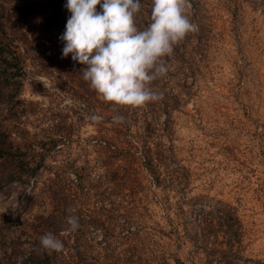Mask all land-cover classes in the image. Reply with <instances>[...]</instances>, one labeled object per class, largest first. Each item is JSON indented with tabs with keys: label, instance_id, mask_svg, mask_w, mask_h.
<instances>
[{
	"label": "rangeland",
	"instance_id": "374dc122",
	"mask_svg": "<svg viewBox=\"0 0 264 264\" xmlns=\"http://www.w3.org/2000/svg\"><path fill=\"white\" fill-rule=\"evenodd\" d=\"M32 1L0 0L1 41L15 36L25 48L20 85L5 87L0 74L1 262L18 264L47 232L67 236L65 217L75 208L76 233L94 237L95 264H264V8L244 1L233 18L205 5L206 35L195 33L167 82L151 85H162L163 100L132 107L117 124L103 97L78 81L83 66L71 54L62 58L57 29L40 14L15 9ZM92 115L102 120L92 122ZM150 157L177 171L170 196L188 199L207 217L213 244H165L168 232L155 227L161 195L147 169ZM110 194L134 199L136 209L147 205L146 228L130 242L101 241ZM221 208L240 219V242L231 243L235 228L221 223ZM94 217L106 225L93 224ZM162 251L178 259H161Z\"/></svg>",
	"mask_w": 264,
	"mask_h": 264
},
{
	"label": "clouds",
	"instance_id": "9594fccd",
	"mask_svg": "<svg viewBox=\"0 0 264 264\" xmlns=\"http://www.w3.org/2000/svg\"><path fill=\"white\" fill-rule=\"evenodd\" d=\"M97 5L101 11H97ZM71 13L60 36L62 58L71 54L74 62L86 65L80 70L84 81L106 102L126 107H141L162 101V92L151 87L164 77L168 68L163 58L174 46L199 27L189 16V0H152L150 22L143 30L135 24L141 0H67ZM92 122L102 117L92 115ZM124 117L115 115L114 123ZM65 217L68 233L80 227L75 208ZM40 249L61 252L64 243L52 232L39 238Z\"/></svg>",
	"mask_w": 264,
	"mask_h": 264
},
{
	"label": "trees",
	"instance_id": "16d2710c",
	"mask_svg": "<svg viewBox=\"0 0 264 264\" xmlns=\"http://www.w3.org/2000/svg\"><path fill=\"white\" fill-rule=\"evenodd\" d=\"M244 1H251L264 8V0H189L191 7L194 9L193 13L189 12L190 19L199 27V31L195 32L198 36L197 38L200 39L204 34L206 35L204 32L205 28L208 27L207 24H204L206 17L203 12L207 11L205 5L213 4L216 7H222L228 11L233 18H238V15L242 12L241 3ZM66 2L67 0H35L30 4L17 6L15 9L23 11L24 13L29 12L35 15L37 13L44 16L47 20L46 23L48 26L50 28H56L57 32L61 36L66 30V23L71 15V13L64 7ZM141 4L142 8L140 13H138L135 18V24L140 30H143V28L150 22L152 0H141ZM101 10V6L97 5V11L99 12ZM48 30L46 29V32H48ZM48 33L51 35L50 32ZM195 33L188 34L183 41L174 46V51L170 56L163 58V61L168 68V72L164 77L154 81L153 84H159L161 82L162 84H165L167 82V76L171 75L170 68L175 66L174 63L177 64L183 60L181 57L185 56V53H187L186 46L188 42H190L191 38L194 37ZM47 36L48 35H46L45 38H47ZM13 37L14 38L8 43L2 42L0 39L1 82L7 88L13 84H17V86L20 85V76L25 62L24 54L21 52L23 49L25 51L24 43L17 37ZM52 38L47 39L55 44L56 39L54 38L53 40ZM53 48H55L54 45L51 46L50 51ZM82 66L83 68L86 67V65ZM179 70L181 71V67H177L176 72L178 73ZM77 75L82 77L80 72ZM78 81L86 82L82 79H78ZM159 91L163 93L162 85L160 86ZM6 95L12 97V94L9 91L6 92ZM9 97L7 98L8 100ZM172 97L174 98V103L180 102L176 95ZM164 101V108L167 114L165 119L166 125L171 116L168 109L169 105L167 99H164ZM106 104L108 107L113 109L117 115L123 116L124 119L132 114V107L114 105L111 102H106ZM149 106L154 105L149 103ZM93 107H95V102H93ZM2 151L3 150L0 148V157L3 154ZM147 160L146 165L149 175L153 177L155 186L159 188L161 195L158 203L160 205L159 220L162 222L159 220L158 222L156 221L155 227H158L159 230L168 232L165 244L172 242L170 245L182 246L188 240L194 243V245H197V241L202 243L201 245L204 246L213 244L215 239H213L209 233L212 231L211 228H213V224L211 225L210 223H205L204 219L206 216L202 217L199 209H192L190 206H193V204H190L189 206L188 199L186 200L183 196L182 200L179 198L176 201H173L170 196L169 191L175 184V179L178 176L177 171L172 168L169 169L167 164L164 166V164L159 162L158 158L152 159L150 157L147 158ZM144 198H147V195H145ZM136 205H138V202L135 204L134 199L129 198L116 200V195L113 196V194H110L109 208L107 210L109 212V216L107 218L108 220H106L108 227L105 229L103 228V238L101 241L107 244L119 241L127 243L130 242L133 236L140 232V229L142 228L141 225H144L146 228L148 218L150 217L147 205L141 204L138 209H136ZM194 207L196 206L194 205ZM221 209V223L223 225H231L235 228L233 231L234 237L231 238V243H234L235 241L240 242L242 235L240 219L229 210L224 208ZM203 221L205 225L200 227L199 223H202ZM91 222L95 225H106L105 222L96 217H94ZM221 223L219 222V225H221ZM132 227L133 229H131ZM200 229L202 230L200 231ZM55 235L63 241L65 245L63 251L55 252L42 250L40 249L39 241H37L18 264H95V262L91 259L93 256L92 240L94 237L90 232L81 230V232H75L74 234L68 233L67 236H62L59 232H56ZM68 237L73 238L71 244H68L67 242ZM91 237H93V239ZM134 246L126 247V251L131 256L134 255ZM166 246L167 245H165V247ZM159 256L161 259H166L167 257H170L175 261L178 259V257L166 251H162L161 254L159 253ZM0 264H4L1 262V259ZM7 264H13V262H8ZM257 264L262 263L257 262Z\"/></svg>",
	"mask_w": 264,
	"mask_h": 264
}]
</instances>
